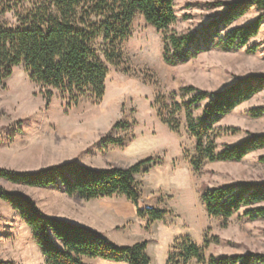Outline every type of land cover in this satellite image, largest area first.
Segmentation results:
<instances>
[{
    "label": "rangeland",
    "instance_id": "1",
    "mask_svg": "<svg viewBox=\"0 0 264 264\" xmlns=\"http://www.w3.org/2000/svg\"><path fill=\"white\" fill-rule=\"evenodd\" d=\"M237 1L243 0H174L178 20L171 30L179 34L198 31L222 14L225 5ZM260 15L251 8L219 36L250 24ZM0 21L9 27L16 25L13 13L0 14ZM162 38V32L148 25L142 15L136 17L132 36L123 45L129 71L109 66L106 94L100 103L85 94L74 105L70 97L62 98L55 92L47 105L41 87L30 80L23 66L16 68L10 79L0 83V168L33 172L71 161L95 169L129 168L153 159L156 165L135 177L142 190L140 207L167 209L172 216L149 224L137 217L136 208L124 197L87 202L69 198L59 187L30 188L2 179L0 186L31 197L47 216L103 233L119 246L148 241L151 264H167L172 247L181 238L202 247L207 259L264 254V220L250 221L244 216L248 208H243L224 227L221 220L208 215L201 201L206 188L264 182V149L241 162H206L196 173L191 166L195 140L187 130L184 111L178 114L180 130L173 132L159 120L155 106L158 96L177 93L181 87L219 92L241 79L263 75L264 23L247 48H211L176 67L163 59ZM148 73L154 74L159 86L149 81ZM262 107L264 90L223 117L218 126L241 131L219 138L218 151L244 142L250 134L264 135V116H250L251 110ZM118 122L136 125L128 131H112ZM107 135L124 140L125 147L103 148L102 138ZM44 260L30 229L9 204L0 202V263L44 264ZM86 264L115 263L86 260ZM189 264L199 263L193 259Z\"/></svg>",
    "mask_w": 264,
    "mask_h": 264
},
{
    "label": "trees",
    "instance_id": "2",
    "mask_svg": "<svg viewBox=\"0 0 264 264\" xmlns=\"http://www.w3.org/2000/svg\"><path fill=\"white\" fill-rule=\"evenodd\" d=\"M225 7L222 14L200 30L179 34L171 30L178 20L174 0H0V14L13 13L16 18L14 27L0 21V83L23 66L30 80L41 87L47 105L55 92L62 98L70 97L74 105L85 94L100 103L106 94L109 66L129 71L123 45L131 38L138 15L162 32L163 59L176 67L211 48L226 51L247 48L258 36L264 23V0L237 1ZM251 8L261 12L255 21L219 36ZM147 77L159 86L154 74L148 73ZM263 90L264 74L252 75L219 92L181 87L177 93L158 96L155 106L159 120L173 132L180 130L178 114L184 111L187 130L195 140L191 166L198 173L206 162H241L249 154L264 149V135L250 134L244 142L226 146L222 151H218L217 144L219 138L241 131L218 126L222 118ZM250 116L263 117L264 107L251 110ZM135 125L118 122L112 131H128ZM110 145L125 147L122 139L110 135L102 138L103 148ZM155 165L153 159H147L129 168L95 169L71 161L33 172L0 168V179L30 188H63L69 198L87 202L124 197L134 205L139 219L153 224L173 215L167 209L140 207L142 190L135 177L147 174ZM0 200L9 204L16 217L30 229L44 264H86V260L151 264L148 241L119 246L103 233L47 216L31 197L2 186ZM201 201L208 215L221 220L224 227L243 208H248L244 216L250 221L264 220V207H255L264 204V182L241 181L206 188ZM193 259L199 264H264V254L255 252L207 259L203 248L189 238L177 240L167 264H189Z\"/></svg>",
    "mask_w": 264,
    "mask_h": 264
},
{
    "label": "crops",
    "instance_id": "3",
    "mask_svg": "<svg viewBox=\"0 0 264 264\" xmlns=\"http://www.w3.org/2000/svg\"><path fill=\"white\" fill-rule=\"evenodd\" d=\"M0 202H2V203H3V201H1V200H0ZM4 203H5V202H4Z\"/></svg>",
    "mask_w": 264,
    "mask_h": 264
},
{
    "label": "bare ground",
    "instance_id": "4",
    "mask_svg": "<svg viewBox=\"0 0 264 264\" xmlns=\"http://www.w3.org/2000/svg\"><path fill=\"white\" fill-rule=\"evenodd\" d=\"M19 91V90H18Z\"/></svg>",
    "mask_w": 264,
    "mask_h": 264
}]
</instances>
